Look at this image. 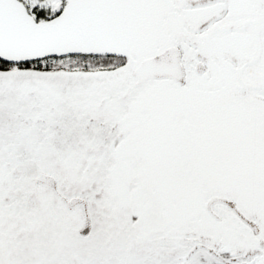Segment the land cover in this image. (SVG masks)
Segmentation results:
<instances>
[{
    "label": "snow or ice",
    "instance_id": "1",
    "mask_svg": "<svg viewBox=\"0 0 264 264\" xmlns=\"http://www.w3.org/2000/svg\"><path fill=\"white\" fill-rule=\"evenodd\" d=\"M0 264H264V0H0Z\"/></svg>",
    "mask_w": 264,
    "mask_h": 264
}]
</instances>
